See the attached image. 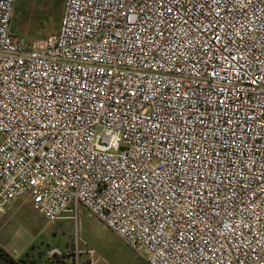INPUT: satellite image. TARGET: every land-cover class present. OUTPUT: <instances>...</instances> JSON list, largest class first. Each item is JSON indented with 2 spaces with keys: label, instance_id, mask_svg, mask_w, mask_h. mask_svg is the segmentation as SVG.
<instances>
[{
  "label": "built area",
  "instance_id": "built-area-1",
  "mask_svg": "<svg viewBox=\"0 0 264 264\" xmlns=\"http://www.w3.org/2000/svg\"><path fill=\"white\" fill-rule=\"evenodd\" d=\"M0 0V220L95 217L147 264H264V0ZM90 257L93 251H86Z\"/></svg>",
  "mask_w": 264,
  "mask_h": 264
},
{
  "label": "rangeland",
  "instance_id": "rangeland-1",
  "mask_svg": "<svg viewBox=\"0 0 264 264\" xmlns=\"http://www.w3.org/2000/svg\"><path fill=\"white\" fill-rule=\"evenodd\" d=\"M61 4L56 0H17L12 20V34L28 43L44 39L57 31ZM2 221L0 245L10 257L22 258L26 264H49L60 259L64 263L87 264V249L95 253L96 264H147L141 252L130 249L115 234L86 211L80 214L78 243L73 221L47 222L29 202L19 200L8 210ZM83 252V253H82ZM3 256L0 258V262Z\"/></svg>",
  "mask_w": 264,
  "mask_h": 264
},
{
  "label": "trees",
  "instance_id": "trees-1",
  "mask_svg": "<svg viewBox=\"0 0 264 264\" xmlns=\"http://www.w3.org/2000/svg\"><path fill=\"white\" fill-rule=\"evenodd\" d=\"M63 1L64 0H56L57 3L61 4V9L63 10ZM62 14V11H61ZM3 256V259L1 260L0 264H26V258L28 256V254H24V256L20 259H13L12 257H10L7 253H4L3 250L0 249V258ZM36 264V262H34ZM49 264H73V263H64L63 261H61L60 259H54V261L50 260Z\"/></svg>",
  "mask_w": 264,
  "mask_h": 264
},
{
  "label": "crops",
  "instance_id": "crops-1",
  "mask_svg": "<svg viewBox=\"0 0 264 264\" xmlns=\"http://www.w3.org/2000/svg\"><path fill=\"white\" fill-rule=\"evenodd\" d=\"M7 214V213H6ZM5 217V216H4ZM4 217H2L1 218V220H0V231L1 230H3L5 227V225L7 224V221H2V219L4 218ZM59 222H61V224H63V223H67V222H71L70 220H60ZM3 245V244H2ZM2 245H0V247L2 248ZM0 248V249H1ZM2 250V249H1ZM4 250V249H3ZM87 250H91V251H93L92 249H87ZM86 250V251H87ZM83 253V252H82ZM93 253H94V251H93ZM25 254V252H23V255ZM84 255H88L89 257H90V255L87 253V252H85V253H83ZM12 257V256H11ZM13 259H16V258H14V257H12ZM90 259L91 260H89L88 262H87V264H96L95 262L97 261L96 259H95V253L93 254V256L92 257H90ZM70 263H71V261H70Z\"/></svg>",
  "mask_w": 264,
  "mask_h": 264
}]
</instances>
